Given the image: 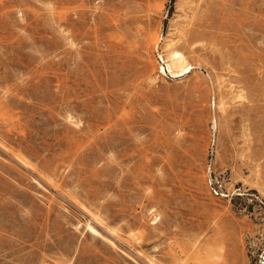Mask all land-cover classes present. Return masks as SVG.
Listing matches in <instances>:
<instances>
[{
    "label": "rangeland",
    "instance_id": "obj_1",
    "mask_svg": "<svg viewBox=\"0 0 264 264\" xmlns=\"http://www.w3.org/2000/svg\"><path fill=\"white\" fill-rule=\"evenodd\" d=\"M0 264H264V0H0Z\"/></svg>",
    "mask_w": 264,
    "mask_h": 264
},
{
    "label": "bare ground",
    "instance_id": "obj_2",
    "mask_svg": "<svg viewBox=\"0 0 264 264\" xmlns=\"http://www.w3.org/2000/svg\"><path fill=\"white\" fill-rule=\"evenodd\" d=\"M194 15L197 17L196 19H198L199 17L203 18V16H204L199 11L198 7L193 11L192 18H193ZM199 28H200V24L197 23L191 29H186L184 31V34H183L182 38H183V42L186 45L191 40H194L197 36H199V34H201V33H199ZM154 41H155V44H156L157 40L155 39ZM166 47H167L166 60H164V58L161 57V59L165 62L164 65H160L161 71L165 72L166 68H167L168 71L171 74H174V75L176 74V76L184 75L185 73L189 72L191 70V64L186 60V57H185L184 53L181 50L175 48L173 46V42H171L170 40L166 41ZM88 227L95 234L96 229L92 225H90V223L88 224ZM97 234H99V233H97ZM97 234H95V235H97Z\"/></svg>",
    "mask_w": 264,
    "mask_h": 264
}]
</instances>
